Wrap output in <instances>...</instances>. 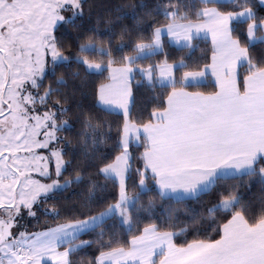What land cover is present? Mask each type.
I'll list each match as a JSON object with an SVG mask.
<instances>
[{"label":"snow or ice","instance_id":"6c2138e0","mask_svg":"<svg viewBox=\"0 0 264 264\" xmlns=\"http://www.w3.org/2000/svg\"><path fill=\"white\" fill-rule=\"evenodd\" d=\"M0 264H264V0H0Z\"/></svg>","mask_w":264,"mask_h":264},{"label":"trees","instance_id":"16d2710c","mask_svg":"<svg viewBox=\"0 0 264 264\" xmlns=\"http://www.w3.org/2000/svg\"><path fill=\"white\" fill-rule=\"evenodd\" d=\"M141 0H89V3L95 5V10L103 12L105 10V7L110 5V4H138L140 3ZM145 2H147V0H145ZM126 11L129 12V17L126 18L123 21V24L127 25L128 27H133L134 26V21L132 20L131 16H130V10L126 9ZM101 31H103V29H101ZM165 41L167 40L166 38H163ZM118 43V41H114L113 42V46H115V44ZM210 47L209 43H206L205 41L201 40L199 47L196 49L194 55H193V59H196L198 57L201 56V50ZM171 56H174L176 59H179L180 55H182L181 53L177 52L175 47L172 48L171 52H170ZM153 63H155V60L152 61ZM143 97V90H141L140 93H137V103L139 104L141 102V99ZM106 119H110V120H114V117H105ZM143 149H141L142 151ZM256 192V189L253 188V193ZM253 193H244L246 196L251 195ZM207 199V197L205 198Z\"/></svg>","mask_w":264,"mask_h":264},{"label":"crops","instance_id":"0c3cea01","mask_svg":"<svg viewBox=\"0 0 264 264\" xmlns=\"http://www.w3.org/2000/svg\"><path fill=\"white\" fill-rule=\"evenodd\" d=\"M164 38H166L167 39V37L165 36ZM173 47H175V46H173Z\"/></svg>","mask_w":264,"mask_h":264}]
</instances>
